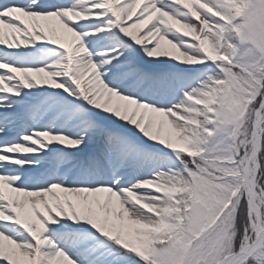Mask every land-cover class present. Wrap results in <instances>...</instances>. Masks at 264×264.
Here are the masks:
<instances>
[{
    "label": "snow or ice",
    "instance_id": "obj_1",
    "mask_svg": "<svg viewBox=\"0 0 264 264\" xmlns=\"http://www.w3.org/2000/svg\"><path fill=\"white\" fill-rule=\"evenodd\" d=\"M0 264H264V0H0Z\"/></svg>",
    "mask_w": 264,
    "mask_h": 264
}]
</instances>
